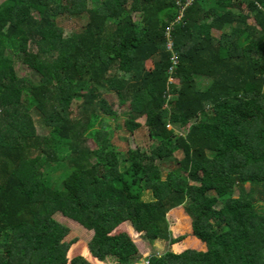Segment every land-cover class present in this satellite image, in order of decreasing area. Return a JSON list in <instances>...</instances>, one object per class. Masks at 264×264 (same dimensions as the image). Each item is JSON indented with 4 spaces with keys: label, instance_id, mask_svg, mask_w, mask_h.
<instances>
[{
    "label": "trees",
    "instance_id": "16d2710c",
    "mask_svg": "<svg viewBox=\"0 0 264 264\" xmlns=\"http://www.w3.org/2000/svg\"><path fill=\"white\" fill-rule=\"evenodd\" d=\"M128 227L174 245L147 264H264V0H0V264H138Z\"/></svg>",
    "mask_w": 264,
    "mask_h": 264
},
{
    "label": "rangeland",
    "instance_id": "374dc122",
    "mask_svg": "<svg viewBox=\"0 0 264 264\" xmlns=\"http://www.w3.org/2000/svg\"><path fill=\"white\" fill-rule=\"evenodd\" d=\"M59 24L64 28V33L68 34L70 33V30L76 31L78 27L81 24L80 20H77L76 18H68L66 16H62L58 18ZM16 69L18 74L20 75H28L30 76V70L21 66L20 63L16 64ZM199 82L206 83L205 79H199ZM109 97V96H108ZM112 99V97H109ZM113 108L116 110V113L118 114L117 120H111L107 121L108 129L109 131H113L112 135L116 142L118 143L119 149H122L123 151L130 147H140L148 150V147L150 146V140L147 138L146 135V128L142 127L141 129L131 132V133H124L121 132V129H116V125L120 124V122L125 117V110L127 109L126 106H120L116 101L111 102ZM32 118L35 123L36 130L39 134H45L47 133L48 128L44 126L41 120V116L38 114V112L34 109V111L31 113ZM86 146L89 148H95L96 145L92 139H88L86 142ZM125 148V149H124ZM164 174V173H163ZM149 191L145 190L141 198L143 200H150L152 197ZM54 218L58 220L60 223L64 224L69 228V232L65 237V243L69 248L68 255L74 256L78 253H83L84 248L87 244V242L90 240L92 236V231H89L82 227L78 222L62 216L60 213H55ZM168 222L170 231L172 233V236H177L180 234H186L187 237L183 239L184 242V248H194V247H202L204 244H202L200 241H198L197 244L192 242H185V240L193 239L190 235L191 233V225H190V219L187 217V215L184 213L183 206L175 207L174 209L170 210L167 214ZM121 228H127V225H123ZM129 228V227H128ZM131 238L134 240L136 245L138 246L139 252L141 254V258L138 261V264L142 263L143 258L146 255L149 254H160L166 249L175 251L174 245H168L167 239L160 238L155 240L153 243H148L147 241L143 240L140 233L133 232L132 229H130ZM119 230L116 229L115 232H118ZM101 264H118V262L113 257H106L104 262Z\"/></svg>",
    "mask_w": 264,
    "mask_h": 264
},
{
    "label": "built area",
    "instance_id": "2783aa9c",
    "mask_svg": "<svg viewBox=\"0 0 264 264\" xmlns=\"http://www.w3.org/2000/svg\"><path fill=\"white\" fill-rule=\"evenodd\" d=\"M142 263L143 264H147L148 263V260L146 258H143Z\"/></svg>",
    "mask_w": 264,
    "mask_h": 264
},
{
    "label": "clouds",
    "instance_id": "9594fccd",
    "mask_svg": "<svg viewBox=\"0 0 264 264\" xmlns=\"http://www.w3.org/2000/svg\"><path fill=\"white\" fill-rule=\"evenodd\" d=\"M143 264V263H142Z\"/></svg>",
    "mask_w": 264,
    "mask_h": 264
}]
</instances>
